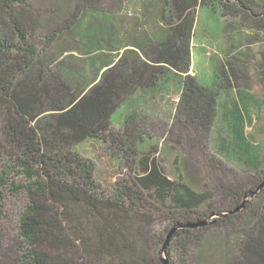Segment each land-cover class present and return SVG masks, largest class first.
Returning <instances> with one entry per match:
<instances>
[{
    "label": "trees",
    "instance_id": "16d2710c",
    "mask_svg": "<svg viewBox=\"0 0 264 264\" xmlns=\"http://www.w3.org/2000/svg\"><path fill=\"white\" fill-rule=\"evenodd\" d=\"M108 1L76 0L68 13L0 0V115L12 148L0 187L29 197L19 250L4 247L0 226V264H164L169 239L168 264H264V95L234 78L244 44L264 39V0H127L123 12L124 0ZM205 32L237 51L224 94L216 75L194 69ZM169 88L173 117L209 139L219 170L246 179L215 191L187 177L178 155L168 167L175 146L138 121ZM89 141L136 158L135 179L107 194L80 150Z\"/></svg>",
    "mask_w": 264,
    "mask_h": 264
},
{
    "label": "rangeland",
    "instance_id": "374dc122",
    "mask_svg": "<svg viewBox=\"0 0 264 264\" xmlns=\"http://www.w3.org/2000/svg\"><path fill=\"white\" fill-rule=\"evenodd\" d=\"M75 1L76 0H35V6L45 11H67L69 13ZM96 1L104 10L111 6L108 0ZM122 5L123 12L127 6V0H124ZM42 31L47 33L46 29ZM200 38L202 41L196 43V52L198 53L194 62V69H196V71L201 74L206 70L209 74L216 75L215 79L219 91L224 94L231 90V86L229 85L232 84L230 83L232 78L228 81L226 80L227 71L230 69L235 71L239 70L241 68L239 62L243 61L246 65L242 68L243 72L241 76L234 75V78L237 79L240 77L236 80L237 82H240L244 78L249 79V88L252 92L264 95V85L262 82L264 39H260L252 45L245 43V47L251 49L244 50L243 60L241 58L239 59L240 61L238 62L237 60L236 63L234 59L237 51L230 47L233 45L231 43L232 41L228 43L225 38L210 35L206 32L202 33V37ZM167 91L169 92L162 95V98L158 101L148 102V107L143 109V112L139 114L140 119L138 125L140 133L157 135L162 142L175 146L176 152L166 150V153L169 154V162L173 158L171 155H178L181 157L185 167L184 170H187V177L191 176V179H200V186L204 189L216 191L222 183L234 185L246 179L248 175L236 169L230 168V170L224 172L218 169L219 160L214 157L210 149H208L209 139L206 138V140H203L199 134L196 136V134L193 133L194 131L185 129L183 124L173 117L179 97L175 89L169 88ZM3 125L4 117L0 115V173H2V169L6 171V167L10 166L9 157H5V153L12 152L9 141L3 134ZM114 125L116 127L114 129L122 133L123 130L117 126V122H115ZM256 131L257 133H255V135L258 140L264 144V114L262 120L257 125ZM80 150L84 153L85 157L92 158L95 162L96 177L108 192L107 194L112 193L119 181L130 178L134 180L136 174H138V167L134 161L136 158L133 157L132 159L129 158L124 160L122 155L118 156V158L114 152L116 150L115 147L110 148L107 144L89 141L81 146ZM215 163L216 168L214 167ZM169 164L171 165V162L168 163V167L171 168ZM170 174L174 178L172 175L174 174L173 169H171ZM5 179L10 183L15 180L12 178V175L9 174L5 176ZM15 181L20 182L22 180ZM0 193L2 194V201L0 203V226L3 231V245L6 249L19 250L21 245L19 240V220L21 213L29 202V197L26 191L15 193L6 189V187H0ZM217 193L220 194V191ZM217 200L218 208H223L225 205L222 204V196L218 195ZM213 209H216V205ZM161 251L162 249L159 251L160 254Z\"/></svg>",
    "mask_w": 264,
    "mask_h": 264
},
{
    "label": "water",
    "instance_id": "95a60500",
    "mask_svg": "<svg viewBox=\"0 0 264 264\" xmlns=\"http://www.w3.org/2000/svg\"><path fill=\"white\" fill-rule=\"evenodd\" d=\"M254 194H255V193L248 194V195H246V197H250V196H252V195H254ZM246 204H247V203H244L239 209L245 207ZM239 209H237V210H239ZM232 213H234V212H232ZM232 213H230V214H232ZM223 216H226V215H223ZM212 217H213V216H212ZM173 232H174V231H173ZM169 240H170V239H169ZM169 240H168L167 243L164 245V247H163V249H162V251H161V257H162V261H163L164 264H168V258H167L166 252H167V248H168L167 246H168Z\"/></svg>",
    "mask_w": 264,
    "mask_h": 264
}]
</instances>
